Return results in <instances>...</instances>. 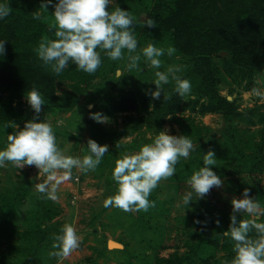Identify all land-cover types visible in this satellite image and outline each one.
<instances>
[{
    "label": "rangeland",
    "instance_id": "374dc122",
    "mask_svg": "<svg viewBox=\"0 0 264 264\" xmlns=\"http://www.w3.org/2000/svg\"><path fill=\"white\" fill-rule=\"evenodd\" d=\"M7 0H0L4 3ZM58 0H53V4ZM20 4V0H11ZM158 0H113L109 11L120 6L131 11L137 21L151 17ZM48 12L43 13L41 22L47 23L53 19ZM36 11H42L40 8ZM34 11V12H36ZM32 16V15H31ZM33 17V16H32ZM48 24V23H47ZM146 26L136 25L139 52L148 43L167 49L173 46L169 33H162L158 27L146 29ZM226 55L216 53L210 56L215 88L222 98L233 103V115L230 122L225 120L221 110L206 112L209 98L194 79L193 61L181 54L171 57L165 54L161 59L164 67L154 69L142 58L138 70L131 73L124 70V76L115 77V70L123 68L124 61H117L114 71L110 70L111 62L101 53L102 65L93 78L81 84L86 88L84 93L77 94L74 84L81 80L85 72L79 71L75 79L57 80L56 95L59 97H79L74 108H64L60 102H46L37 117V122H50L55 130L57 142L61 148H68L67 155L83 157L88 154L87 142L91 138L99 145H107L108 153L102 158L95 171L87 173L78 169L72 170L71 179L60 183L59 199L53 202L41 199L36 188L37 183L45 177L38 178L35 166H25L22 169L14 167L10 162L0 168V206L2 200L14 198V214L11 225L18 233L32 231L41 224L46 227V221L39 219V203L48 205L54 212L50 223L52 229L43 243L45 249L55 251L52 246L54 235H59L64 224H72L78 235L82 237L80 247L67 259L49 258L40 264H157V258H171L187 251V244L202 242L200 248L207 258L211 253L215 256L212 264H225L226 255L223 251L214 250L210 243L214 240V231L221 224L230 220L232 213L231 200L242 198L245 188L257 197L264 205V101L252 92L254 87L264 91V71H255L251 76L245 74V68L237 66L225 58ZM182 65L181 77L191 82L189 94L179 99L181 106L174 115H166L164 110L156 109L162 106L159 100L151 97V91L156 90L153 81L156 71H165L168 65ZM164 93L169 97L175 94L174 82L164 85ZM132 98L137 104L136 109H120L116 106L120 98ZM12 97L16 102H23L26 112H33L27 102L26 94L19 97L16 94H1L0 100ZM149 103L145 111V103ZM91 105L92 107H89ZM114 108V111H112ZM204 111V112H203ZM100 112L107 116V123H97L90 114ZM169 117H171L169 119ZM161 122V124H159ZM20 126H15L13 132ZM21 128V127H20ZM23 128V127H22ZM170 135L189 136L196 145L187 159L181 158L176 166L186 171L178 170L173 177L162 180L153 190L149 200L155 202V207L147 212H124L116 207H105L104 201L117 192V184L112 179L115 162L125 152L135 153L146 143H152L160 131ZM232 130L234 132H232ZM237 130V132H236ZM239 131V132H238ZM12 132V133H13ZM8 133L0 140V150L7 146ZM117 144L120 147H117ZM215 152L216 166H210L223 180L222 187H213L203 199L193 196L188 206L183 203V197L191 191L187 180L203 167V156L209 151ZM242 153V154H240ZM253 160V163L250 162ZM233 155L246 167L232 164ZM261 166L262 170H254ZM12 205V207H13ZM2 214L0 208V216ZM239 218L248 219L246 215ZM220 224L217 225L216 221ZM199 221V223H197ZM45 222V223H43ZM260 222H264V217ZM210 236V237H208ZM11 243L3 241L0 251L6 254V259L0 264H16L20 261L16 251L7 254L4 249L9 244H19L18 234H12ZM114 240L122 244L121 249H109L108 241ZM210 242V243H209ZM223 242V241H222ZM207 250L204 251V250ZM31 264H37V261ZM231 264V261L228 262Z\"/></svg>",
    "mask_w": 264,
    "mask_h": 264
},
{
    "label": "clouds",
    "instance_id": "9594fccd",
    "mask_svg": "<svg viewBox=\"0 0 264 264\" xmlns=\"http://www.w3.org/2000/svg\"><path fill=\"white\" fill-rule=\"evenodd\" d=\"M113 0H46L40 4L42 11L32 13L34 19H41L44 12H48L51 5L54 12L51 20L45 18L50 32H54V39L45 35L39 45L34 49L39 60L47 66L52 73L61 75L70 64H74L78 70L88 74H95L102 65L101 53L112 61H124L123 68L115 70V77L124 76V70L131 73L138 70L142 58L150 67L161 69L165 54L171 57L175 54L173 46L157 47L155 43H148L139 52L136 25L156 27V22L151 18L137 21L136 16L120 6L109 11ZM9 3H0V19L11 14ZM6 40H0V56L6 53ZM182 65H168L165 71H156V79L153 83L155 91H151V97L155 100L161 98L170 99L164 93V85L174 82V91L181 98L191 92L192 85L188 79H183ZM252 92L264 101V91L254 87ZM27 102L36 113V117L24 123L23 128H18L7 136V146L0 150V168L10 162L18 169L27 166H35L38 169V178L45 177L43 182L37 183V191L42 194L41 199H49L56 202L60 183L71 179L72 170L82 172L95 171L102 162V158L108 153L107 145H99L95 140L87 142L88 154L81 157L67 155L68 148H61L57 142L55 130L50 122H37V117L46 103L40 91L33 86L26 93ZM89 107H92L89 105ZM91 119L97 123H107L108 117L100 112L91 113ZM171 117H169L170 119ZM119 148L120 145L117 144ZM196 145L189 136H175L168 132L160 131L152 143L144 144L138 152H125L115 162L112 179L117 184V192L104 201L105 207H116L124 212H147L155 207V202L149 197L162 180L173 177L176 173V165L181 158L187 159ZM215 152L209 150L203 156V167L195 171L187 180L191 191L183 197V203L203 199L213 187H222L223 180L212 170L210 166H216ZM231 223L227 231L222 235L234 242L235 257L231 264H264V205L257 197L250 194V189L245 188L242 198L234 197L231 200ZM246 215L248 219H238ZM199 223V221H197ZM217 225L220 221H216ZM255 235H252V233ZM59 235L53 236L52 248L55 251L49 253L51 257L60 260L67 259L76 251L82 237L78 235L76 228L66 223ZM225 264H228L225 261Z\"/></svg>",
    "mask_w": 264,
    "mask_h": 264
},
{
    "label": "trees",
    "instance_id": "16d2710c",
    "mask_svg": "<svg viewBox=\"0 0 264 264\" xmlns=\"http://www.w3.org/2000/svg\"><path fill=\"white\" fill-rule=\"evenodd\" d=\"M42 2L46 0H20V4L15 6L11 0L4 1L10 4L12 11L8 17L0 19V40H6V53L0 56V93L16 94L20 97L35 86L42 93L45 102H60L64 108H74L79 100L78 95L73 98L57 96L55 82L75 79L79 71L72 65L57 76L43 65L34 52L43 36L55 38L47 23L31 16L40 8ZM50 12H54L52 6ZM150 15L162 33L172 36L177 54L193 61L194 79L209 98L205 111L221 110L225 114V120L230 122L235 117L232 116L233 103L217 93L210 56L216 53L226 55L227 60L244 67L245 74L249 76L255 72L253 70L264 71V0H158L155 11ZM145 28L151 29L147 26ZM111 63L110 70L114 71L117 61ZM92 78L93 75L85 73L74 84V91L77 94L84 93L86 88L80 87L81 84ZM160 101L162 106H157L156 109L164 110L166 115L176 114L181 106V100L176 93L170 99L161 98ZM116 106L120 109L137 108V104L130 97L126 100L120 98ZM148 107L149 103L146 102L144 110ZM34 117L36 113L26 112L23 102H16L12 97L0 100V140L3 134H12L15 126L22 128L26 121ZM255 155L249 157L251 163L253 160L250 158ZM242 162V159L233 155L232 164L246 167ZM176 168L183 169L180 166ZM255 170H262L261 166L251 172ZM184 171L186 169L182 170ZM8 196L2 200L0 206V245L4 248L3 241L11 243L9 239L15 233L19 235L21 243L9 244L4 250L7 254L16 251L22 256L16 264H31L34 261L40 264L44 260L48 261L50 251L49 248L45 249L43 243L53 227L50 221L54 212L50 206L39 203V219L46 221L43 222L46 227L40 224L37 229L18 233L11 225L14 214L12 203L15 200ZM230 223L231 220L217 227L214 240L209 242L214 250L225 253L227 262L235 257L234 242L222 235L228 230ZM202 245L201 241L187 244L185 253L172 255L171 258H157V264H212L215 256L210 253L207 258H203L205 256L200 254ZM49 247L52 248L51 245ZM6 256L0 251V260L6 259Z\"/></svg>",
    "mask_w": 264,
    "mask_h": 264
},
{
    "label": "water",
    "instance_id": "95a60500",
    "mask_svg": "<svg viewBox=\"0 0 264 264\" xmlns=\"http://www.w3.org/2000/svg\"><path fill=\"white\" fill-rule=\"evenodd\" d=\"M122 247H123L122 244H120L114 240L108 241V248L109 249H121Z\"/></svg>",
    "mask_w": 264,
    "mask_h": 264
}]
</instances>
